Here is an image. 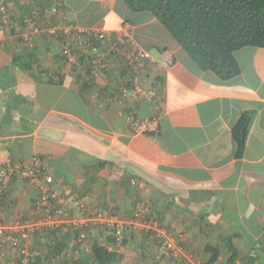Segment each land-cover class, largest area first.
<instances>
[{"label":"crops","instance_id":"obj_1","mask_svg":"<svg viewBox=\"0 0 264 264\" xmlns=\"http://www.w3.org/2000/svg\"><path fill=\"white\" fill-rule=\"evenodd\" d=\"M8 2L9 16H0V159L8 157L18 171L39 159L53 177L60 205L81 222L101 215L95 208L106 192V205L119 209L111 218L125 224L128 244L122 252L137 245L136 256L141 246L150 255L157 249L150 240L156 233L161 240L174 239L189 264H203L206 245L222 244L226 252L228 239L239 257L264 253L263 48L236 51L240 74L222 81L202 71L152 14L131 12L124 0ZM55 5L65 18L58 21L111 34L124 29L147 51L155 94L146 91L135 113L155 123L146 132L151 135L132 132L129 109L108 100L112 84L123 80L115 75L118 60H112L113 75L84 83V65L80 70L64 64L58 44L35 29L32 19L43 20L38 12ZM28 16L31 20L18 24ZM8 22L16 25L10 35ZM243 112L252 113V120L243 155L236 158L231 130ZM98 161L110 166L100 169ZM111 166L126 170V177L110 180ZM12 186L9 223L36 198L27 180L16 177ZM138 207L142 214L135 217ZM99 230L89 223L90 241L75 246L73 258L88 252ZM45 237L43 231L33 233V247ZM6 257H12L10 251ZM47 260L39 264H50Z\"/></svg>","mask_w":264,"mask_h":264},{"label":"trees","instance_id":"obj_2","mask_svg":"<svg viewBox=\"0 0 264 264\" xmlns=\"http://www.w3.org/2000/svg\"><path fill=\"white\" fill-rule=\"evenodd\" d=\"M1 1L5 6V13L0 12V16L5 18L9 16L11 1L0 0V3ZM124 4L131 12H149L152 14L202 71H210L222 81L230 80L240 74L239 65L235 59L236 51L245 47L264 49V0H124ZM58 7L59 5L51 6L47 9L42 8V11H39L37 16L43 18V20H40V18L35 20L33 18L32 22L38 23V26L35 27L36 30L41 27V32L58 44V55L64 64L67 65V59L64 54L67 50L76 55L78 63H82L87 59V55L84 52H80V49L87 51L88 56H90L92 49L100 46V44L90 36L91 44L84 45V48L83 45L68 40L62 33H48L45 29L52 24L74 25L73 22L66 20L58 21L59 19H65L64 17L61 18L59 13L61 9ZM53 9H55L54 12ZM25 20L28 22L31 19L29 16L22 17L18 20V24H25ZM13 32L12 30L10 34H13ZM122 72L120 69L119 73L122 74ZM89 81L91 80H85L84 83ZM251 120L252 113L243 112L231 130L234 156L236 158H240L243 155ZM143 134L151 135L150 133ZM98 165L100 169L110 166L109 162L105 161H98ZM126 173V170L123 171V169L115 166L109 168V177L112 181H119L122 177L125 178ZM91 181V184H94L96 179L92 178ZM88 187L91 188V186ZM9 195L11 194H5L0 203L2 223L7 222L6 214L12 213L10 212V206L13 202L12 200L8 201L7 196ZM107 198L106 192L100 195L95 209L98 214L104 217L113 216L117 218L119 209L117 207L110 209L106 205ZM35 199L32 198L34 201ZM34 201L21 214L20 221L24 222L34 216ZM61 206L65 209V217L72 218L74 216L75 212L68 210V207L64 206V204ZM67 212L69 213L66 215L65 213ZM134 212H136L135 217H137L136 208ZM87 228L88 224L86 226L65 224L61 225V228L42 229L46 233V239L42 240V243H37L39 244L38 246L33 247L38 254L34 256L33 261L29 264H39V261L43 258H49L47 261L50 264H118L123 260L124 254L121 248L128 244V240L124 239L123 235L122 240L117 242L113 235L115 229L112 228V233L107 234L104 233L108 229L106 226H102V230L97 232L98 240L92 241L87 246L88 252L83 257L79 259L73 258L74 247L80 248L85 244L81 242L74 245V238L79 233L84 232V239L87 240ZM150 238L157 249L164 241L161 238H156V233ZM40 245H43L45 250H47L45 252L46 257L42 256L40 251H44V248L41 250L39 248ZM221 245H206L204 247L208 257L203 264H236L237 260L251 264L255 259H260L261 256L264 259V253L254 257H239L230 239L223 243L226 252L220 247ZM157 249L149 255L148 250L141 246L139 250L136 249V252H139L137 261L139 263L147 262L148 264H189L184 257L177 260L173 256H170V258L164 256L157 259ZM223 252L226 253L225 256ZM248 258L251 261L250 263L246 262Z\"/></svg>","mask_w":264,"mask_h":264},{"label":"built area","instance_id":"obj_3","mask_svg":"<svg viewBox=\"0 0 264 264\" xmlns=\"http://www.w3.org/2000/svg\"><path fill=\"white\" fill-rule=\"evenodd\" d=\"M55 9H53V12ZM0 12L5 13L3 2L0 3ZM8 34L15 28L12 22L6 23ZM50 34L62 33L68 40H72L79 45H90V36L98 41L100 46L92 49L90 56L87 51L81 50L87 55V59L82 63L77 62L75 54L67 50L64 54L68 66H78L81 70V64L84 68L81 72L84 80H98L107 75H113L112 60H118L115 75L123 80L119 84H112L108 100L117 105L129 109L127 116L128 126L134 133L150 132L154 130L155 123L147 118H136L135 106L138 101L145 96L146 91L153 92L155 79L151 74L154 66L153 60L147 51L123 29L119 33L111 34L97 29H82L76 25L52 24L47 27ZM85 48V47H84ZM165 66V64H164ZM120 68L123 72L119 73ZM122 76V77H121ZM89 81V82H91ZM150 94V95H151ZM32 166L27 171H18L19 167L13 165L10 159H0V203L7 193L8 201L12 199V183L17 177L20 180H27L30 190L36 195L33 203V217L26 221L17 219L14 223H2V213L0 210V264H29L33 261L34 256L38 254L33 249L31 235L42 229H55L61 225H82L86 226L91 222L108 227L104 233L111 234V229L117 242L123 238V226L111 217L98 215L91 217L89 220L81 222L75 218L64 216L65 209L60 205L59 193L54 188L52 175L42 167L39 159H32ZM75 204H78L76 202ZM78 207V205H75ZM74 206V207H75ZM76 208V207H75ZM80 210V208H77ZM142 207H139L137 214H142ZM85 233H79L74 238L76 243H85ZM72 243V244H73ZM111 249V248H109ZM7 251H10L12 257H6ZM66 252V251H65ZM182 249L177 246L174 239H165L157 251V259L161 257L170 258L173 256L177 259L186 258ZM188 262V261H187Z\"/></svg>","mask_w":264,"mask_h":264},{"label":"rangeland","instance_id":"obj_4","mask_svg":"<svg viewBox=\"0 0 264 264\" xmlns=\"http://www.w3.org/2000/svg\"><path fill=\"white\" fill-rule=\"evenodd\" d=\"M81 1V0H80ZM79 203V202H78ZM95 224H98V222L97 223H95ZM100 225V224H99ZM125 224H122V226H124ZM92 227H94L93 225H92ZM124 228V227H123ZM93 229V228H92ZM93 230H95V229H93ZM95 238L97 239V235L95 236ZM88 241H90L89 239L87 240V241H85V243H87ZM134 242V241H133ZM39 245V244H38ZM129 246H131V245H129ZM137 245H135V246H133L132 245V247H130L129 249H125L124 251H123V254H124V257H123V260L120 262V263H118V264H148L147 262H145V263H139L138 261H137V256H136V254H135V247H136ZM126 247H127V245H126ZM195 264H197V263H195ZM218 264H222V263H218Z\"/></svg>","mask_w":264,"mask_h":264}]
</instances>
